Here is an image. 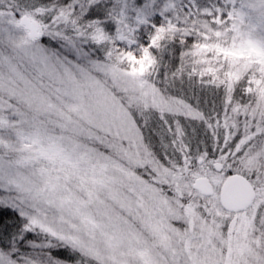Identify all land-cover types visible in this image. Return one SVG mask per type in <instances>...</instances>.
I'll return each instance as SVG.
<instances>
[{"label":"snow or ice","instance_id":"1","mask_svg":"<svg viewBox=\"0 0 264 264\" xmlns=\"http://www.w3.org/2000/svg\"><path fill=\"white\" fill-rule=\"evenodd\" d=\"M0 264H264V0H0Z\"/></svg>","mask_w":264,"mask_h":264}]
</instances>
